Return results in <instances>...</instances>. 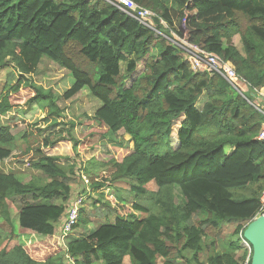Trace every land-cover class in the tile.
Segmentation results:
<instances>
[{
  "label": "trees",
  "instance_id": "1",
  "mask_svg": "<svg viewBox=\"0 0 264 264\" xmlns=\"http://www.w3.org/2000/svg\"><path fill=\"white\" fill-rule=\"evenodd\" d=\"M51 1L0 0V69L10 67L16 74L0 97V117L12 109L9 92L29 89L27 104L40 105L49 118L46 127L36 129L41 139L33 157L14 144L15 117L0 123V212L5 201H17L18 226L43 236L54 234L65 215L67 175L75 163L48 152L68 143L75 153L80 141L73 123L64 127L50 91L29 77L46 57L71 77L63 99L87 89L100 103L91 119L104 134L128 135L132 142L120 161L99 152L95 159L108 169L91 183L102 190L115 179H128L136 194L132 210L121 216L117 207L101 203L93 216L103 222L66 243L75 264H123L124 257L129 264H158V259L160 264H242L237 241L204 262L199 251L207 230L237 221L236 234L241 222L259 212L264 141L257 134L264 117L248 101L250 93L244 99L221 75L192 71L167 38L172 32L183 37L184 23L189 42L229 60L251 87H264V0H133L156 13L155 30L166 36L106 0H55L50 8ZM236 35L241 47L233 41ZM56 125L62 128L44 135ZM25 172L44 183H21ZM175 186L183 206L173 201ZM82 213L81 208L74 227L88 224ZM4 215L9 222L10 213ZM0 264L67 263L62 247L51 240L2 248Z\"/></svg>",
  "mask_w": 264,
  "mask_h": 264
},
{
  "label": "rangeland",
  "instance_id": "2",
  "mask_svg": "<svg viewBox=\"0 0 264 264\" xmlns=\"http://www.w3.org/2000/svg\"><path fill=\"white\" fill-rule=\"evenodd\" d=\"M54 5L55 0H52L48 4L50 8L54 7ZM176 25L177 24H175V27ZM165 26L167 25L165 24ZM180 29L183 32L182 36L187 38L186 34L188 29L186 25L181 24ZM154 34H162L166 36L164 32H160L158 30H155ZM175 35L180 37V35H177L176 32H173L170 34V38H167V41L170 43L172 41L179 43L180 40H177ZM233 41L239 47H241V41L238 35L233 38ZM173 42L172 44H174ZM176 47L178 48V54L183 57V48L177 44ZM75 48V45H71V50L74 49V52L76 51ZM79 62H81L84 66L86 64L85 61ZM123 68L124 64L121 65L122 70ZM29 77L35 86L41 87L45 91H50L59 112L63 116V123H66L64 127H70V123H73L74 126L72 127V133L76 139L80 141L75 153H73L71 145L68 143L57 145L56 148L48 152L50 155L71 157L75 163L72 173H68L67 175L69 176L70 180V197L66 202V205H68L76 196H78L81 192H84V186L81 178L82 174H85L90 183H92L95 176L98 175L99 177L102 174V171H107L108 167H105V165L101 164V162H98L95 159V156L99 152L105 153V151H107L110 153L107 155H111L112 159L120 161L125 155L123 149L126 145L132 147V142L129 141L128 135L112 136L107 133L104 134V128L98 126L97 123L91 119V116L100 103L97 99L90 95L87 89H83L73 98L68 100L61 97L63 92L70 86L72 82L71 77L66 70L51 62L50 59L43 57L35 73ZM15 80L16 74L12 73L10 67L0 69V97L4 91L5 85H7V83H14ZM27 90L30 91L29 89H21L17 93L9 92V100L12 104V109L0 117V123H7L13 117H15L17 126L12 128V133L15 136L14 144L16 145L17 149H20L21 152L23 151L24 155L33 157L35 151L34 149H36L38 145L40 146L41 139V136L36 132V129L38 127H46L49 123V118H46L47 113L40 105L27 104L28 102L25 101L29 96V92ZM196 106H201V100L197 101ZM59 128H62V126L56 125L55 127L44 132V135L52 131H57ZM23 134L25 135L22 137ZM59 135L62 134L59 132L57 136ZM84 144H86L87 147H85L86 145ZM11 167L17 168L16 165H11ZM86 169L90 170L94 175L91 177L88 174L89 172H85ZM107 174L108 177H110L108 172ZM31 175L32 174L30 172H25V174L19 175L20 182L28 183L35 181L36 185L44 183L43 178L38 179ZM146 188L148 190H155L153 184H148ZM172 193L174 203L176 205L183 206L185 199L182 196L180 189L175 186L172 189ZM261 194L262 192L260 193V197ZM135 196L136 194L130 189V181L126 178L115 179L109 187H104L102 190L92 189L90 195L84 200L82 206L83 213L80 216L87 218L88 224L80 223L78 226H76L75 229H73V231L65 238V242L67 243L68 240L70 241L75 238H80L87 232L93 230L99 224V222H103V219L98 220L93 216V212L96 211V208L99 210L102 209L101 203L107 202L111 206L117 207L119 209L118 214H121V216L129 215L131 212L130 210H132L131 203L133 202ZM98 199L99 202H97L96 205H92V202ZM57 202L61 203V200H58ZM121 203H123V206H121ZM6 211L10 213L11 222L6 220V216L4 215ZM153 211H155V209ZM17 213L18 202L11 200L5 201L4 211L0 212V250L2 248L9 249L15 244H22V246H26L39 241H57L61 225L60 220L55 224L54 235L47 237L19 227L17 224ZM110 219L113 222L114 216H111ZM238 223L239 222L237 221L226 220L221 223V226L218 230H213L214 232L207 230V236L203 240V250L199 251V256L203 262L213 252L217 250L221 251L225 246H228L230 241H237L240 246L236 253L237 256L244 254V259L248 255L251 256L252 248L250 244L248 242L245 244L240 237V231L245 228L247 222H241V228L238 233L235 234L233 231L236 229ZM215 233L217 234L215 235ZM128 258L129 257H124L123 264H129ZM158 264H160V259H158Z\"/></svg>",
  "mask_w": 264,
  "mask_h": 264
},
{
  "label": "built area",
  "instance_id": "3",
  "mask_svg": "<svg viewBox=\"0 0 264 264\" xmlns=\"http://www.w3.org/2000/svg\"><path fill=\"white\" fill-rule=\"evenodd\" d=\"M106 1L115 5L120 11L127 13L128 15L135 18L137 21L155 30L154 19L157 18V15L151 9L138 5L133 0ZM161 22L165 26V22H163L162 20ZM175 38H177V40H180V42L183 43H175L171 39L170 40L175 45L177 44L183 48V58L187 60V62L189 63V68L192 71L207 72L209 74L216 73L221 75L226 79V81H228L230 86L235 89L244 99H247L245 95L250 93L251 100L248 101L252 103V105H254V108H256L258 112L264 117V87H251L243 77L236 73L233 64L229 60H225L216 53L209 52L204 48L190 43L185 36L177 37L175 35ZM257 139L260 141H264V122L262 123L261 128L257 134ZM81 178L84 186V192H81L68 205H66L65 215L63 216V220L61 221L59 235L56 241L57 244L62 247V252L64 253V257L67 264H75V262L73 261V258L71 256L66 254L67 247L65 238L73 231V229H75L74 226L78 222L80 209L83 206L84 200L90 195V192H92L91 183L89 179L85 176V174H82ZM260 203L261 205L259 208V212L256 216L264 215V190L262 191L260 197ZM243 230L240 231V237L241 240L246 244L247 241L242 236ZM250 258L251 256L248 255L243 260L242 264H249Z\"/></svg>",
  "mask_w": 264,
  "mask_h": 264
},
{
  "label": "water",
  "instance_id": "4",
  "mask_svg": "<svg viewBox=\"0 0 264 264\" xmlns=\"http://www.w3.org/2000/svg\"><path fill=\"white\" fill-rule=\"evenodd\" d=\"M242 235L252 248L250 264H264V215L250 220Z\"/></svg>",
  "mask_w": 264,
  "mask_h": 264
},
{
  "label": "crops",
  "instance_id": "5",
  "mask_svg": "<svg viewBox=\"0 0 264 264\" xmlns=\"http://www.w3.org/2000/svg\"><path fill=\"white\" fill-rule=\"evenodd\" d=\"M201 105H202V101H201ZM201 107V106H200ZM231 151V148H228V152H230ZM64 216V215H63ZM63 216H62V218L60 219V221H62L63 220ZM52 235H54V234H52ZM52 235H46L47 237H50V236H52ZM41 236H43V235H41Z\"/></svg>",
  "mask_w": 264,
  "mask_h": 264
}]
</instances>
